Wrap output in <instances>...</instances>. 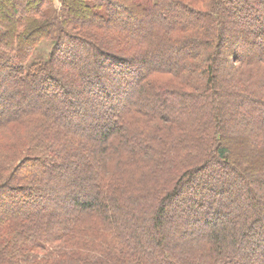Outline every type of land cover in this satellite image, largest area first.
<instances>
[{"label": "trees", "instance_id": "obj_1", "mask_svg": "<svg viewBox=\"0 0 264 264\" xmlns=\"http://www.w3.org/2000/svg\"><path fill=\"white\" fill-rule=\"evenodd\" d=\"M263 220L264 0H0V264H264Z\"/></svg>", "mask_w": 264, "mask_h": 264}, {"label": "rangeland", "instance_id": "obj_2", "mask_svg": "<svg viewBox=\"0 0 264 264\" xmlns=\"http://www.w3.org/2000/svg\"><path fill=\"white\" fill-rule=\"evenodd\" d=\"M56 1H58V0H56ZM56 6H57V4H56ZM163 21H165V20H163ZM166 24H167V22H165L163 26H166ZM233 47H234V49L237 50V48H235V47H237L236 45H234ZM42 50H43V51H46V48L43 46V47H42ZM233 52H234V50H232V53H233ZM232 58H233V57L228 56V58H227L226 60L231 61ZM221 75H222V74H221ZM232 102H233V101H231V102L229 101L228 104H227V106L231 108V109L229 108L230 113H233V112L236 111V105H234ZM70 172H71L70 169H69V170H66V173L69 174ZM76 177H77V176H76ZM74 188H75V187H74ZM73 190H74V189H73ZM263 222H264V220H263Z\"/></svg>", "mask_w": 264, "mask_h": 264}]
</instances>
